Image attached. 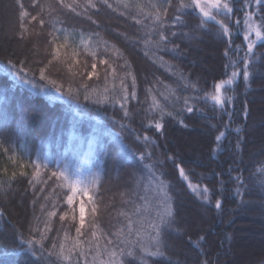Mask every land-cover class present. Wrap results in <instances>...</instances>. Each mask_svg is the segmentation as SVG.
<instances>
[{
  "label": "trees",
  "instance_id": "obj_1",
  "mask_svg": "<svg viewBox=\"0 0 264 264\" xmlns=\"http://www.w3.org/2000/svg\"><path fill=\"white\" fill-rule=\"evenodd\" d=\"M94 2L96 8L86 0H76L72 11L58 0H37L42 7L34 5L33 0H12L13 38L22 46L10 48L0 39V128L4 129L0 141L3 149H8H0V264H107L108 240L113 241L109 249L125 246L120 242L123 237L115 235L121 228L127 235V219L120 215L121 211L131 215L135 205L143 203L141 197L153 204L151 188L144 190L149 178L147 164H153L156 176L165 182L174 211L172 228L165 232V239L172 246L165 249L170 259L146 257L148 264H200L204 260L208 264H233L238 232L245 228L244 223L254 220L264 225V187L257 183V169L264 163V40H256L253 33L250 39L255 40V47L248 57L250 75L247 80L243 77L248 45L244 39L245 13H254L252 20L259 24L264 4L228 0L231 13L217 14L212 9L216 20L228 25L229 34L225 35L215 21L200 27L201 20L206 18L199 9L177 11L180 0H171L170 6L164 2L168 12L162 28L139 12L136 0H130L131 6L127 8L120 0H108L112 7L102 0ZM139 2L148 12L153 11L150 0ZM3 4L4 0H0V6ZM22 11L29 15L21 17ZM32 16H37V20H32ZM176 16L181 17L182 23L173 24ZM41 18L44 25L38 23ZM64 29L69 33L68 45L61 50L60 58L53 60V36L62 43ZM159 31L164 32L168 42L157 46ZM172 32L177 35L172 36ZM81 38L88 41L87 50L80 44ZM149 38L152 43L146 46L144 41ZM174 46L178 50L173 51ZM209 46L215 49L216 60L203 67L197 58V47ZM73 50L78 53L75 57ZM93 51L95 57L91 55ZM101 60L107 63L102 64ZM9 61L23 67L26 78L32 79L35 86L21 81L14 70L5 71L10 68ZM93 63L99 75L89 79L87 72L92 70ZM41 68H46L49 79H41ZM237 70L240 75L221 89L223 105L217 104L211 99L214 85ZM129 72L131 75H127ZM124 86L129 93L127 100L122 99ZM133 91L135 98L130 95ZM85 95L90 98L85 100ZM105 96L107 99H103ZM153 96L173 115L162 116L159 107L152 108ZM186 98L193 108L191 113L186 111ZM36 106L44 116L35 113ZM157 121L164 125L162 130L155 128ZM237 127L243 129L239 134ZM177 132H201L209 138L202 144L203 151L188 155L171 142ZM220 132L225 135L218 142L215 138ZM145 135L150 138L148 141L143 139ZM241 137V148L236 149ZM141 152H150L151 156L146 155L141 161ZM35 164L39 165V175L35 174ZM177 166L184 168L188 180L180 176ZM54 172H63L67 180L53 176ZM96 173L100 174L98 191L91 187ZM237 175H242V183L235 179ZM189 183L199 188L193 191ZM66 184H77L78 188L71 206L67 196L73 193L70 187L62 186ZM205 186L209 189L206 194ZM84 187H88L89 195L99 205L95 238L89 226V196L79 190ZM218 199L221 209L215 207ZM81 200L86 205V222L79 239L84 243L71 253L70 261L63 260L57 255L59 245L64 244L68 254L75 243ZM187 204L191 210L205 215L200 227L182 219V207ZM72 208L76 209L77 220H72L71 215L61 220L60 216L70 213ZM53 211L57 214L49 216ZM252 213L261 214V218H254ZM149 215L155 216V212ZM42 235L43 249L40 244L35 245L39 249L36 257L15 251L18 246L28 248L23 241L33 237L39 241ZM127 238L149 243L146 236L137 237L135 232ZM53 244L57 247L53 248ZM136 251L139 254V248ZM122 259L124 264H140L133 257ZM251 264H264V259Z\"/></svg>",
  "mask_w": 264,
  "mask_h": 264
},
{
  "label": "snow or ice",
  "instance_id": "obj_2",
  "mask_svg": "<svg viewBox=\"0 0 264 264\" xmlns=\"http://www.w3.org/2000/svg\"><path fill=\"white\" fill-rule=\"evenodd\" d=\"M87 4L92 7V8H96L97 5L94 2V0H86ZM121 3L124 4V7L127 8L129 6H131L130 4V0H120ZM164 2H166L169 6L171 5V0H161V2L159 3H153L150 0L149 3V7H151L153 9V11L148 12L145 8V5L140 3L139 0H136L135 6L137 7V9L139 10L140 13H143L145 16H148L151 18V20L153 21L154 24H159L160 27H163L164 24V18L167 16V12H168V8L164 7ZM249 2V0H245V3L247 4ZM58 3L68 9H71L72 11H75V7L74 4L76 3V0H73V3L70 4H66L65 0H58ZM102 3L107 5L108 7H112L111 4L108 3V0H102ZM256 5H262L264 4V0H255ZM33 4L36 6H40L37 3V0H33ZM42 7V6H40ZM21 8H23V5H21ZM185 8H193V9H199L200 14H202V17L206 18V19H202L201 23H200V27H204L207 21H215L219 26L220 29L222 30L223 34L228 35L229 34V27L228 25H226L223 21H218L216 20V16L213 15L212 9H215L217 14H229L233 11V9L229 6L228 0H189L188 3H184V0H180V4L178 6L177 11H180L182 9ZM262 11H264V8L261 9ZM29 13L27 11H22L21 12V17H26L28 16ZM255 14L252 12H246L245 13V25H246V32H245V36L244 39L248 41V45H247V51L245 53V57L243 59V77L245 78V80L248 79L250 73H249V67H250V61L248 59L249 56H252L253 54V49L255 47V40L250 39V36L252 33H255V38L256 40H264V31H262V28H264V16H261L260 18V23L257 24L252 20V17ZM32 20H37V16H32L31 17ZM133 19H136L135 17H133ZM137 23H141V20H137ZM38 23L40 25H44L45 21L41 18L39 19ZM176 23H182L181 21V17L180 16H176L173 20V24ZM237 23H239V21H237ZM23 27V25H21ZM64 32V39L62 43H58L59 37H55L53 36V40H52V52H53V60H58L61 56V50L64 49L67 45H68V36L69 33L67 32L66 29L62 30ZM159 36V41H156L155 43L157 44V46H159L160 43H167L168 42V37L164 34L163 31H159L156 33ZM23 36V33L21 34ZM51 35V33H50ZM172 36H176L177 33L172 32L171 33ZM187 35V34H185ZM81 37H83V34H81ZM150 43H152L151 39H147L144 41V44L147 46ZM80 44L84 45L85 49H88V41L84 40L83 38H81L80 40ZM178 50V46H174L173 47V51ZM116 51L118 52L119 50L116 49ZM225 54L227 55V50L225 51ZM78 53L73 50L72 52V56L75 57L77 56ZM91 55L93 57H95L96 53L93 51L91 52ZM161 60H163V58H160ZM76 63H79V61H75ZM52 61H49V64H51ZM100 63L102 64H106V61L101 60ZM233 66H235V61L232 62ZM8 64L10 65V68H6L5 71H15L16 76L23 82L25 83H29V84H33V86H35V82L30 79V78H26L25 76V69L23 67H17L16 64H13L11 61L8 62ZM108 67H111V65H109ZM227 67V66H226ZM91 71L87 72V77L89 79H91L94 76H98L99 73L97 72V65L96 63H93L91 65ZM107 72V69L105 70ZM113 72H115V69H112ZM46 68H41L40 69V76L41 79H49L46 75ZM127 75H131V73H127ZM238 75H240V72L237 71H233L231 73V76L227 79V80H221L220 82L216 83L214 85V91L215 94L211 95V99L213 101H215L217 104L223 105L224 100L222 99L221 96V89L226 85V84H231L233 82V79H235ZM107 78V77H105ZM53 85L56 84V81L51 80L50 81ZM135 76H132V84L133 86H135ZM122 85H123V81H121ZM193 87H195V85H193ZM60 90V87H57V91ZM105 91H107L105 89ZM149 93H151V89L148 90ZM173 92L174 94V90H170ZM69 92H72V89L69 88ZM133 98H135L136 93L133 91L130 94ZM162 96H164L165 100L168 99V96H165L164 93H161ZM129 97V93L127 91V87L124 86V95L122 97L123 100H127ZM90 96L89 95H85L84 99L87 100L89 99ZM103 99H107V97H103ZM229 100H231V97H228ZM152 108H160L161 111V115H173V113L171 112H166V109L160 105V102L156 99L155 96L152 97ZM99 102V100L97 101ZM121 107H124V105L122 104ZM185 108L186 111L191 113L193 111V108L188 106V100L187 98L185 99ZM248 113V108L247 105L245 103V107H244V115L245 117L247 116ZM125 116L128 115L127 110H125ZM231 115V113L229 114ZM151 123V122H150ZM180 123L183 124V121L181 120ZM121 127H123V125H121ZM164 127V125L157 121L155 122V128L157 130H162ZM243 131L242 128L237 127L236 128V132L239 134ZM4 129L0 128V136L3 135ZM225 133L224 132H220L217 136H216V141H221L224 137ZM137 139H140V137H137ZM143 139L145 141H148L150 138L148 136H144ZM242 137L240 139L237 140L235 148L236 149H240L241 148V141H242ZM154 143V141H153ZM0 149H3V141H0ZM4 151H8V149H3ZM147 156H151V153H144L141 152L139 153V159L141 161H143ZM169 159H171V157H169ZM159 163H163V161H159ZM34 167L36 168V175H39V165L35 164ZM145 167L148 169L149 172V178L147 183L144 185V190L145 192H147L149 190V188H151V190L158 195L160 198L156 200L155 204H152V202L146 198V197H141L140 199L143 201L142 204H138L135 205L134 211L131 213V215L121 211L120 215H123L126 217L127 219V225H126V229H127V235L125 234V229L121 228L118 229L117 232L115 233V235L119 238V237H123V239L120 241L121 243H123L125 246L124 247H119L114 246L111 249L108 248V245H112L113 241L112 240H108V244L105 245V249L108 252V255L110 257V260L107 262V264H124V260L122 259V257H133L135 259H138L140 261V264H148V260L146 259V257H156V258H164V259H170V257L167 256L165 249L166 248H171L172 246L167 242V240L165 239V232L169 229L172 228V225L174 223V211L171 207V198L168 196L167 191H166V184L165 182L160 179L159 176H156L154 169V165L153 164H147L145 165ZM179 167V166H177ZM257 172L260 173V176L257 180V183L261 186L264 187V163L261 164V166L257 169ZM24 174V173H22ZM179 174L181 177H183L185 180H188V176L185 173V170L183 167H179ZM13 175H15V173H13ZM53 176H58L59 179H61L62 181H66L67 177L64 175L63 172L60 173H53ZM143 179V178H141ZM235 179L238 182H243V177L242 175H237L235 177ZM99 183H100V174L96 173L93 176V181L91 184V187L95 188L97 191L99 190ZM139 183V182H138ZM62 186H67L71 188V191L73 194H70L67 196V204L69 206H71L74 203V194L76 193V191L78 190L77 188V184H66V185H62ZM189 187L193 189V191H196L199 188V185H192L191 183H189ZM80 191L83 192L84 195L89 196V204L91 205L90 210H89V215L92 217V220L89 224V226L93 229L91 235L93 238L97 237V232L95 231V229L98 228V225L96 223V217H97V213L99 211V205L96 204V202L93 200V198L89 195V190L88 187H84L82 189H79ZM209 189L207 188V186H205L203 188V193H208ZM237 194L240 193V188L237 187L236 189ZM123 195V194H122ZM203 198L205 200L208 199L207 195H204ZM215 207L217 209H221L222 207V202L221 200H217ZM151 211L155 212V216H151L149 215V213ZM85 212H86V205L85 202L83 200L80 201L79 203V216H78V224L79 226L76 227V233H77V238L75 240V243L73 244L72 248H70L68 250V254H65V246L64 244H60L59 245V252L57 253V255L63 259V260H71V253L76 251L77 248L83 244L84 242L82 240L79 239L80 236L83 235L82 233V229L85 226ZM57 213L55 211L50 212L49 216H55ZM69 215H71V219L72 220H77V215H76V209L72 208L71 212H64L61 216L60 219L61 220H65L66 217H68ZM132 217H137V219H133ZM134 225H136V227H134ZM45 228H48V225H45ZM175 231L177 233L180 232V229H175ZM133 232H135L137 237L143 238V237H147L149 240L148 244H144L142 242H138L136 240L133 241H129L128 240V236L132 235ZM45 237L42 235L41 236V240H35V238L33 237V239L27 240V241H23V243H26L28 245V248L25 249L23 246H18L15 251H17L18 253H24V252H28L31 254V256L36 257L37 256V252L39 251V249L35 248L36 244H40V249H43V244H42V240ZM67 233H65V239H67ZM201 240H204V237L200 238ZM97 247H99V242L97 241ZM194 246L199 247V243L198 242H194ZM53 248H56L57 246L55 244H53L52 246ZM139 248V254H137L136 249ZM155 249V250H153ZM202 253V250H201ZM81 255H83V253H80ZM97 255H99V253H97ZM35 264V262H34ZM103 264V262H102ZM200 264H208L207 260L201 261Z\"/></svg>",
  "mask_w": 264,
  "mask_h": 264
},
{
  "label": "rangeland",
  "instance_id": "obj_3",
  "mask_svg": "<svg viewBox=\"0 0 264 264\" xmlns=\"http://www.w3.org/2000/svg\"><path fill=\"white\" fill-rule=\"evenodd\" d=\"M13 26L14 18L12 0H4V4L0 6V39H3L5 41L4 43L10 48L17 49L22 45L18 44L13 38ZM253 34L255 35V33ZM197 49L200 52L197 55V58L203 67L206 66V62L212 64V62L216 60V52L215 49H212V47L209 46V49L197 47ZM206 58L209 61H206ZM34 111L38 114L41 112V109L36 106ZM40 115L44 116L42 112L40 113ZM40 115L37 116L39 117ZM40 120L41 124L44 123L43 118ZM32 121H34L33 118ZM261 121L263 122V120ZM257 123H260V119L257 120ZM202 135L203 133L201 132H195L192 134L177 132L175 137L171 139V142H174L176 146L179 145L180 147H182L185 150L186 154L196 155L201 150L203 151V149H201L202 144L209 138L208 136ZM151 198L152 200H154L153 204H155L156 200L160 197L152 191ZM182 202L184 201L182 200ZM18 205L19 207L23 208V204L21 202H18ZM188 205L189 204H187V207H182L184 209L182 212V219L184 221L187 219L188 222L191 220V222H193V225L198 228L200 227V224H202L205 215L201 212L198 213L196 210H191V207H189ZM188 209L191 210L193 214L191 211L188 212ZM251 216H253L254 218H257V216L258 218H261V214L259 213H252ZM244 226L245 228L238 232V240L234 252L233 264H251L256 260L258 261L264 259V225L262 223H257L254 220H249L248 222L244 223Z\"/></svg>",
  "mask_w": 264,
  "mask_h": 264
}]
</instances>
